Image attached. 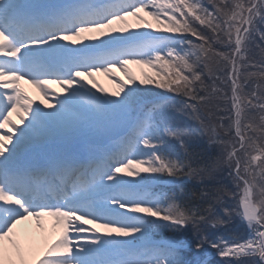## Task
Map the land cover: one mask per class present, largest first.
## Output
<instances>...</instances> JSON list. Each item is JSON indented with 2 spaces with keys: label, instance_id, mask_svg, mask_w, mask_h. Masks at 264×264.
<instances>
[{
  "label": "snow or ice",
  "instance_id": "1",
  "mask_svg": "<svg viewBox=\"0 0 264 264\" xmlns=\"http://www.w3.org/2000/svg\"><path fill=\"white\" fill-rule=\"evenodd\" d=\"M207 2L212 10L206 0H0V264H201L188 253L206 252L205 243L222 264H264V61L249 49L264 0ZM186 34L200 42H185ZM133 63L157 71L137 77ZM97 73L117 89L98 87ZM153 86L186 97L179 111L201 125V104L230 102L227 127L205 126L212 142L231 149L223 159L197 163L195 130L147 107L148 96L162 95ZM114 126L120 139L103 151L90 146ZM221 129L235 142L221 139ZM224 164L243 184L247 237L184 238L189 226L224 225L232 211L217 213L211 201L193 207L166 186L202 182ZM30 218L35 228L21 229Z\"/></svg>",
  "mask_w": 264,
  "mask_h": 264
},
{
  "label": "rangeland",
  "instance_id": "2",
  "mask_svg": "<svg viewBox=\"0 0 264 264\" xmlns=\"http://www.w3.org/2000/svg\"><path fill=\"white\" fill-rule=\"evenodd\" d=\"M143 14L146 16V18L148 19V20H152L153 18L152 17H150V16H148L147 15V12H143ZM131 19H132V22L133 23H137L138 21H135V19L134 18H132V17H130ZM154 20V19H153ZM153 28L154 29H164V28H160V24L158 23V22H156L154 25H153ZM86 35H99V33H88V34H86ZM146 67H148L147 65H145ZM129 68V67H128ZM138 68V67H137ZM131 70V69H130ZM132 71V70H131ZM121 73H123V72H121ZM144 73H148V74H150V71H149V69H148V71L146 72V69H143V70H141V71H137L136 72V74H139V75H141L142 77H143V74ZM124 74V73H123ZM151 75V74H150ZM122 77L124 76V75H121ZM109 78V77H108ZM99 84H100V86L101 85H105V80H101V81H99ZM101 87H103V88H105L104 86H101ZM21 229H25V228H28L27 227V224H23V225H21V226H19Z\"/></svg>",
  "mask_w": 264,
  "mask_h": 264
},
{
  "label": "bare ground",
  "instance_id": "3",
  "mask_svg": "<svg viewBox=\"0 0 264 264\" xmlns=\"http://www.w3.org/2000/svg\"><path fill=\"white\" fill-rule=\"evenodd\" d=\"M217 197H219V199H217ZM214 199H215V203L224 202L222 199H220V192L218 194L214 195Z\"/></svg>",
  "mask_w": 264,
  "mask_h": 264
}]
</instances>
